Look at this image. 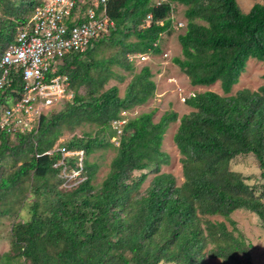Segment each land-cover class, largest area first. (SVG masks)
<instances>
[{"label": "trees", "instance_id": "16d2710c", "mask_svg": "<svg viewBox=\"0 0 264 264\" xmlns=\"http://www.w3.org/2000/svg\"><path fill=\"white\" fill-rule=\"evenodd\" d=\"M43 3L0 0V61ZM175 4L186 7L187 23L178 36L183 57L174 63L192 85L219 84L223 93L193 94L186 99L193 110L181 117L168 111L155 122V110L128 117L125 112L155 95L151 68L135 73L123 96L118 85L106 86L126 79L114 67L134 72L130 55L163 53V35L175 29ZM107 13L115 22L110 32L59 65L72 93L64 107L41 114L31 131H0V242L10 243L0 264H254L251 244L231 215L254 212L264 228V83L232 91L250 59L264 64V0L248 12L237 0H109ZM104 46L115 53L98 59ZM21 72L0 96V111L23 90ZM121 120L118 133L114 122ZM177 121L181 185L162 171L171 161L164 137ZM66 133L73 136L57 144ZM110 148L116 154L98 186L101 164L91 156ZM248 155L261 169L255 183L232 166ZM72 172L80 181L68 188ZM218 215L224 220L209 218Z\"/></svg>", "mask_w": 264, "mask_h": 264}, {"label": "built area", "instance_id": "2783aa9c", "mask_svg": "<svg viewBox=\"0 0 264 264\" xmlns=\"http://www.w3.org/2000/svg\"><path fill=\"white\" fill-rule=\"evenodd\" d=\"M164 1L157 0L158 4ZM108 2L44 0L37 7L31 20L19 30L16 43L4 51L0 61V96L13 84V74L22 71L24 80L15 103L0 111V131L33 130L42 114V106L53 105L67 97L68 77L58 74L59 65L66 54L85 52L93 41L104 37L115 25L107 13ZM151 20L152 15H148L144 26ZM147 55H132L130 60L138 57L143 60ZM123 123L124 120L115 122L118 133ZM79 154L82 156L83 152Z\"/></svg>", "mask_w": 264, "mask_h": 264}, {"label": "rangeland", "instance_id": "374dc122", "mask_svg": "<svg viewBox=\"0 0 264 264\" xmlns=\"http://www.w3.org/2000/svg\"><path fill=\"white\" fill-rule=\"evenodd\" d=\"M237 1L244 12H248L256 2H263V0ZM174 6L175 11L172 14V17L175 21V29L171 35H163L161 42L163 53L157 55L149 54L143 60L141 57L135 58L133 61L135 65L133 73L118 66L114 67L117 74L126 75V79L123 82H120L117 79H111L106 86V88H108L112 85H118L120 88V94L123 96L128 84L134 77V74L141 72L145 66H149L151 68L153 79L157 83L155 95L146 104L127 111L128 117H135L141 113L150 112L152 110L156 111L154 116L155 122H158L168 111H176L178 112L179 117H181L183 114H187L193 110V108L186 103V99L193 94L206 90H214L221 94L223 93L219 84L211 87L192 85L190 78L183 74L180 68L174 63L173 58L177 56L183 57L182 47L178 42V36L185 31L187 23V19L185 17L186 7L181 4H175ZM115 50L116 48L111 46H104V49H101L98 52L97 58H110L115 53ZM263 74L264 64L256 59H250L246 71L243 73L239 84L234 87L232 94H235L237 91L242 89H251L253 91L258 90V88L264 83ZM65 96L67 97L62 98L53 105L42 106L40 109L41 113L51 115L52 113L60 111L64 107L65 102L72 98V93L66 92ZM178 126L179 121L172 123L165 134L163 150L170 154L171 161L169 164L163 166L162 171L175 175L177 184L181 185L184 182L185 177L181 163V154L174 142V134L176 133ZM83 130H89V127H80L77 129L76 133L81 135ZM72 136L73 134L66 133L59 139L57 144L64 142ZM113 141L118 144L117 138L114 137ZM115 154L116 151L110 148L106 150H99L91 156V160H95L101 164L97 173V178L94 181L98 186L101 185L105 177L108 175L110 164ZM232 166L235 170L242 172L245 176L251 177L249 179L250 183H255L260 178L261 169L259 168L255 157L252 155L239 157L237 160L232 162ZM141 172L142 171H137L135 172V175H139ZM77 175H79V173H68L67 176L69 181L66 184L68 188L78 184L80 180L75 179ZM153 176L154 175L151 174L147 181L142 185V192L148 188ZM231 216L236 222L239 230L245 235L247 241L251 244L253 263L264 264V228L260 218L254 212L243 209L236 210ZM209 218L212 220H224V218L219 215L209 216ZM9 228L10 221L5 220L3 228L6 230L5 236L8 234ZM9 249V240L2 239L0 242V252L8 251ZM212 264H217V261L212 262Z\"/></svg>", "mask_w": 264, "mask_h": 264}, {"label": "clouds", "instance_id": "9594fccd", "mask_svg": "<svg viewBox=\"0 0 264 264\" xmlns=\"http://www.w3.org/2000/svg\"><path fill=\"white\" fill-rule=\"evenodd\" d=\"M109 32H110V31H109ZM109 32H108V33H109ZM108 33H107V34H108ZM139 54H142V53H139ZM139 54H135V55H139ZM147 54L149 55V53H147ZM130 56H132V55H130ZM130 56H129V58H130ZM133 61H134V60H133Z\"/></svg>", "mask_w": 264, "mask_h": 264}]
</instances>
